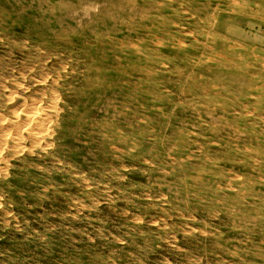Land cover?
<instances>
[{"label": "rangeland", "instance_id": "374dc122", "mask_svg": "<svg viewBox=\"0 0 264 264\" xmlns=\"http://www.w3.org/2000/svg\"><path fill=\"white\" fill-rule=\"evenodd\" d=\"M0 264H264V0H0Z\"/></svg>", "mask_w": 264, "mask_h": 264}, {"label": "bare ground", "instance_id": "6f19581e", "mask_svg": "<svg viewBox=\"0 0 264 264\" xmlns=\"http://www.w3.org/2000/svg\"><path fill=\"white\" fill-rule=\"evenodd\" d=\"M41 2V1H40ZM77 7V6H76ZM201 9V8H200ZM9 15V14H8ZM10 20V19H9ZM44 23V22H43ZM34 31V30H33ZM86 65V64H85ZM94 82V81H93ZM80 214V213H79ZM69 231V230H68Z\"/></svg>", "mask_w": 264, "mask_h": 264}]
</instances>
